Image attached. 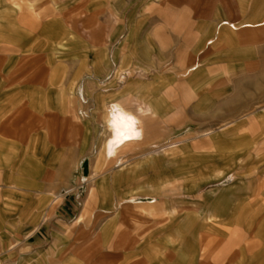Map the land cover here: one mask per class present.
Segmentation results:
<instances>
[{"label": "rangeland", "instance_id": "rangeland-1", "mask_svg": "<svg viewBox=\"0 0 264 264\" xmlns=\"http://www.w3.org/2000/svg\"><path fill=\"white\" fill-rule=\"evenodd\" d=\"M130 100L156 137L107 161ZM212 195L199 261L206 221L163 210ZM0 264H264V0H0Z\"/></svg>", "mask_w": 264, "mask_h": 264}, {"label": "crops", "instance_id": "crops-1", "mask_svg": "<svg viewBox=\"0 0 264 264\" xmlns=\"http://www.w3.org/2000/svg\"><path fill=\"white\" fill-rule=\"evenodd\" d=\"M33 6H31L32 8ZM32 16V15H31ZM30 16V17H31ZM28 25L33 26V21L30 18ZM160 121L163 119L161 114L163 113V109H160ZM104 128L106 137L102 143L101 146V152L102 156L105 157L107 161H117L118 155L120 150L124 148L125 146H128L129 144H143L146 141V138L149 137H156L155 130L158 129V127L153 126V121L157 118L155 116L156 111L152 110V107L144 106L142 103H136L135 101H124V102H117L113 105H110L107 107L106 111H104ZM121 118H126L128 121V124L130 126V131L132 133V136L128 140H125L121 144L113 145L112 149L104 148L106 143L112 138V127L111 125L119 120ZM139 120V121H138ZM137 125L139 127L137 128ZM109 128V129H108ZM161 130V127H160ZM115 147V148H114ZM112 150V151H110ZM86 161L81 162V165L83 166ZM88 174H83L82 179L88 178ZM210 200L215 202V206L208 211L207 216H203L202 213H200V206H193L190 203L186 202L183 204V206H179V208H171L170 210H163V223L164 224H170L172 221H177L179 219L178 226L183 225V216L188 211V209H191V213L193 215L192 223L193 226L196 222L193 220H196L197 218L201 217L200 219L206 221V233L196 242L195 245L192 246L191 250L192 252H196L197 250V259L199 261H202L205 259H208L211 256L212 253V246L214 242H221L224 237L229 236L231 234V227L228 225H222L218 228V231L221 232L220 237H213L212 232L216 230L217 224L219 222L225 221L228 217V212L231 210H227L228 206H224L225 204V196L224 195H212L209 196ZM133 199V197H132ZM198 216V217H197ZM171 220V221H170ZM107 221V220H106ZM170 222V223H168ZM195 222V223H194ZM226 224V222L224 223ZM107 224L105 222L102 224V228H105ZM227 229V230H226ZM36 230V228H35ZM34 230V231H35ZM224 230V231H223ZM176 234H178V242H181V247H183V243H188V239L186 235H183V233H180V229L177 227L175 228ZM258 237L260 239V235L258 234ZM242 242L241 237H237L236 240L230 241L229 245H238L237 243ZM231 243V244H230ZM258 245V244H257ZM255 246V244L253 245ZM240 248V246H239ZM242 248V247H241ZM182 251L184 248H181ZM243 250V249H242ZM238 252V254L242 251ZM189 253V252H188ZM192 254V258L194 259L196 256L194 253Z\"/></svg>", "mask_w": 264, "mask_h": 264}, {"label": "bare ground", "instance_id": "bare-ground-1", "mask_svg": "<svg viewBox=\"0 0 264 264\" xmlns=\"http://www.w3.org/2000/svg\"><path fill=\"white\" fill-rule=\"evenodd\" d=\"M139 121V120H138ZM112 138L106 143V150L112 149L113 145L121 144L125 140H128L132 136L130 126L126 118H121L115 121L112 125ZM109 129V128H108ZM123 144V143H122ZM115 148V147H114ZM112 151V150H110ZM171 221V220H170ZM227 230V229H226ZM224 231V230H223Z\"/></svg>", "mask_w": 264, "mask_h": 264}, {"label": "clouds", "instance_id": "clouds-1", "mask_svg": "<svg viewBox=\"0 0 264 264\" xmlns=\"http://www.w3.org/2000/svg\"><path fill=\"white\" fill-rule=\"evenodd\" d=\"M139 127V125H137V128Z\"/></svg>", "mask_w": 264, "mask_h": 264}]
</instances>
